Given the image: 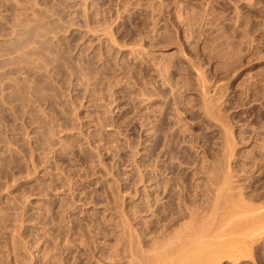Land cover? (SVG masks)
Instances as JSON below:
<instances>
[{
	"label": "rangeland",
	"instance_id": "1",
	"mask_svg": "<svg viewBox=\"0 0 264 264\" xmlns=\"http://www.w3.org/2000/svg\"><path fill=\"white\" fill-rule=\"evenodd\" d=\"M227 197L264 205V0H0V264H264Z\"/></svg>",
	"mask_w": 264,
	"mask_h": 264
},
{
	"label": "bare ground",
	"instance_id": "2",
	"mask_svg": "<svg viewBox=\"0 0 264 264\" xmlns=\"http://www.w3.org/2000/svg\"><path fill=\"white\" fill-rule=\"evenodd\" d=\"M228 133H229V132H228ZM228 133H227V134H228ZM231 137H232V136H231ZM228 140H229V138H228ZM233 142H234V141H233ZM227 145H228V144H227ZM228 146H229V145H228ZM233 146H234V145H233ZM227 148H228V147H227ZM171 152H172V151H171ZM229 155H230V154H229ZM228 158H229V157H228ZM226 170H227V169H226ZM230 170H231V169H230ZM164 171H165V170H164ZM228 172H229V171H228ZM229 173H230V172H229ZM229 173H228V174H229ZM236 175H237V174H236ZM230 177H231V176H230ZM225 179H226V177H225ZM227 179H228V177H227ZM228 180H229V179H228ZM224 181H226V180H224ZM224 181H223V183H225ZM226 182H227V181H226ZM222 185H224V186L226 187V186L229 185V184L226 183V185H225V184H222ZM217 186H218V185H217ZM224 186H223V188L221 187V188H222L221 191H223ZM162 187H163V186H162ZM229 187H230V186H229ZM226 189H227V188H225V191H226ZM228 190H229V188H228ZM166 191H167V190H166ZM173 191H174V190H173ZM221 191H220V192L218 191V193L220 194ZM171 192H172V191H171ZM174 192H175V191H174ZM223 192H224V191H223ZM164 193H165V192H164ZM218 193H217V194H218ZM225 193H226V192H225ZM174 194H175V193H174ZM174 194H173V196H175ZM215 194H216V193H215ZM217 194H216V197L218 196V198L220 199L221 196H220V195H217ZM223 195H224V194H223ZM231 195H232V194H231ZM219 196H220V197H219ZM226 196H227V195H226ZM233 196H234V195H233ZM165 197H166V196H165ZM234 197H235V196H234ZM173 199H174V198H173ZM227 199H229V198L227 197L226 199H224V200L222 199V200H223V202H226V203H228V204H229V203H231V204L234 203V206L232 205V207H230L231 204H230V206H229L228 204L224 203V205L226 204L224 207H227V208L232 209L234 214L232 213V211H230V209H229V210L227 209V211H230L231 214L228 213V212H226V211L224 212V211H223V210L225 209L224 207H223L224 209H220V210H222V211L224 212V214H225V213H228V214H230V216L228 215V219H227L228 221H227V220H224V221H226V223H225L223 220H222V221L220 220V219H224V217H223V213H221L222 216H221V218H220L219 220H220L222 223L224 222V224L219 223L218 225L221 224V226L223 227V226L226 224V226L229 227V228H228L229 230H227V234L230 235V232L232 233V231H230V230H233V229H231L230 227H232L234 224H236V223H234V222L237 221L239 218H241V216L238 217V218H235L237 215H235V211H234V210H236V211L238 210V211H237L238 214L240 213L239 210H240V211H241V210L243 211V209H241V208H242V207H241L242 205L240 206V209H239V208H236V206H237V205H240L239 203H240V202H243V201H241V199H240V200L238 199L237 201H235V199H234L233 201H235V202L232 203V201L229 202V200H230L231 198H230L229 200H227ZM232 199H233V198H232ZM232 199H231V200H232ZM217 201H218V199H217ZM217 201H214V204H213V208H214L213 211H214V214H215V219H214V221H216V218H218V217H217L218 214H220L217 210H218L219 208H222L220 205L223 206V203L221 202V199H220V204H219V202H217ZM227 201H228V202H227ZM238 201H240V202H238ZM215 202H216V204H215ZM236 202H237L238 204H235ZM194 203H195V202H194ZM221 203H222V204H221ZM243 203H244V202H243ZM227 205H228L229 207H228ZM235 205H236V206H235ZM196 206H197V205H196ZM243 206H244V205H243ZM249 206H250V204H249ZM233 207H235V209H233ZM237 207H239V206H237ZM245 207H246V205H245ZM245 207H244V208H245ZM247 207H248V206H247ZM253 207H254V206H253ZM255 208H256V207H255ZM255 208H254L255 211L252 210V208H251V210H252L253 212H257V214H256V213H253V212H251V211H249V210H250L249 208H248L249 210H247V211L244 210L245 212L243 211V214L245 215V213H247V212H248V214H251V213H252L251 216L249 215V216H250V219H251V218L253 219V218L256 217V215H257L256 218H258V221H259V220H260V217L258 216V214H259V215H262V212L264 213V210L261 212L262 208H264V205H262V206L259 207V208L257 207L258 209H261L260 211H258V210L256 211ZM225 210H226V209H225ZM195 211H196V210H195ZM242 211H241V212H242ZM216 212H218L217 215H216ZM237 212H236V213H237ZM249 212H251V213H249ZM258 212H259V213H258ZM260 213H261V214H260ZM221 214H220V215H221ZM243 214L241 213V215L243 216V218H241L242 221L239 219V220H238V223H239V221H240V224H241V223H244V225H247V224H245V223H247L245 220H248V219H249V218H248L249 216L246 215V216H247V217H246V216H244ZM254 214H255V216H252V215H254ZM212 215H213V214H212ZM231 215H232V216H231ZM233 215H234V216H233ZM195 216H196V215H195ZM238 216H239V215H238ZM213 217H214V216H213ZM229 217H230V218H229ZM232 217H233L234 219H233V221L230 220L231 222H233V224L230 222L231 225H232V226H231L228 222H229V219H231ZM244 217H245L246 219H245ZM261 217H263V218L260 220V223L263 224V223H264V214H263V216H261ZM193 218H194V217H193ZM211 218H212V217H211ZM225 218H227L226 214H225ZM252 219L250 220V222L248 221V222H249L248 225L252 224V222H253ZM209 220H210V219H209ZM219 220H217V222H218ZM243 220H244V222H243ZM256 220H257V219H256ZM254 221H255V220H254ZM193 222H194V221H193ZM197 222H198V221H197ZM208 222H210V221H208ZM184 223H185V222H184ZM213 223H214V222H213ZM213 223H212V224H213ZM256 223H257V222H254V225H253V224L251 225L252 228H253V230H252V228H251L250 226L247 225V228L250 227V229H249V228H248V229L246 228V230L244 231V227H243V230H241V228L239 227L240 230L237 231V232L239 233V235H238L237 233H235V232H234L233 234H231V235L236 234V237H238V238H236L235 236H233L235 239H237L235 242L240 241V243H241V241L244 242L245 240H247V239H248V240H249V239H252L253 237H254L255 240H257V238H256L257 236H256V235H259V234H260V236H261V233L264 232V231H263L264 229L262 230V228H263L264 226H262V225L260 226V225H259L260 228H256ZM204 224H205V223H204ZM212 224H211V226H212ZM215 224H216V223H214L213 225L215 226ZM227 224H229V225H227ZM258 224H259V222H258ZM209 225H210V223H209ZM216 225H217V224H216ZM244 225H242V226H244ZM263 225H264V224H263ZM192 226H194V225H192ZM211 226H210V229H211ZM226 226H224L223 228H225ZM236 226H238V225H236ZM242 226H241V227H242ZM253 226H254V227H253ZM188 227H189V226H188ZM257 227H258V225H257ZM193 228H194V227H193ZM213 228H214V231L210 232V234L208 233V232H209L208 230H205V231H204L203 229L200 230V228H196V229H199V230H197V231L194 232V233L191 232L190 234H188V236L186 235L185 240H189V241H191L190 244H191L192 242L195 244V245L191 244V246H194V247L198 246V247H197V248L191 247L190 244H188L189 242L186 243V242H187V241H186L185 244H186L187 246L189 245L190 247L187 248V251H184V250L182 249L184 252L181 250V248H183L182 246H183L184 243L181 244L182 246H181V245L179 246L180 248L178 247L179 250L176 249V248H174V249H172V250H171V249L166 250V249H168V248L164 247L163 244H165L166 241H165V239H163V240L161 241V242H162L161 244L163 245V247H162V249L158 250V251H159V252H158V253H159V256L164 257L165 261H166V258H170V259L173 260V259H174V258H173L174 256H175V259H176V256L178 257V253H181V254H179L180 258H181L182 256H184L183 258L186 259V256H187V258L190 257V259H191V257H193L192 259H194V257H197L196 259H198V257H200V259H202V258L204 257V254H205L206 252L204 251V252H205V253H204V252L202 251L204 247H203V248H202V247L200 248L199 245H200V244L202 245L203 243H206V244H207L208 241H210L209 237H211V238L214 237V239L212 240V241L214 242V240H215V235H217V234H219V233L222 235V237L224 236V235L222 234V232H224V231H222V230H225V229H222L221 227L219 228V226H218V228L212 226V229H213ZM226 228H227V227H226ZM232 228H236V227L233 226ZM237 228H238V227H237ZM237 228H236V230H238ZM258 229L261 230V231H259ZM186 230H187V229H186ZM192 230L195 231L194 229H192ZM192 230H191V231H192ZM180 231H181V230H180ZM218 231H219V232H218ZM228 231H230V232L228 233ZM234 231H235V229H234ZM258 231H259V232H258ZM181 232H182V231H181ZM187 232H190V231L187 230ZM213 232L215 233L214 235H213ZM225 232H226V231H225ZM225 232H224V233H225ZM243 232H244V233H243ZM257 232H258L259 234H256ZM178 233H179V235L181 234L180 232H178ZM185 233H186V231H185ZM216 233H217V234H216ZM176 235H177V234H176ZM225 235H226V234H225ZM228 235L225 237L227 241H228L229 238H230V237L227 238ZM231 235H230V236H231ZM240 235H241V236H240ZM177 236H178V235H177ZM177 236H176V237H177ZM181 236L183 237L184 235L181 234ZM219 236H220V235H219ZM219 236H217V239L215 240L216 242L218 241V242H217V245L215 246L216 242H214L215 244L213 245V246H215V248L217 247V249L212 250L213 253H212V256H210V257H212V258L215 257L216 259H217V256H219V253H222V252H223L224 254H226L224 251L226 250L225 248L227 247V245L225 244V243H227V242H224V241H225V238H223L224 240H223V239H220V240H219V238H218ZM262 236H263V234H262ZM178 237H180V236H178ZM178 237H177V238H178ZM220 237H221V236H220ZM183 238H184V237H183ZM183 238H179V239L182 240ZM187 238H189V239H187ZM207 238H208V241H207ZM231 238H232V237H231ZM234 238H233V240H232V242L234 243L233 246L235 245L237 248H236V247L233 248V246H232V249H231V248L228 249V250H231V252H232V250H235V251H236L237 249L239 250V244H240V243H239L238 245H236L237 243L234 242V240H235ZM168 239H169V238H168ZM242 239H243L244 241H243ZM173 240H174V239H173ZM248 240H247V243H245V244H247L248 246H250L251 243H248V242L251 241V240H249V241H248ZM255 240L252 239L253 243H255ZM261 240H262V239H261ZM175 241H176V240H175ZM252 241H251V242H252ZM257 241H258V240H257ZM232 242H231L230 244H232ZM245 242H246V241H245ZM169 243H170V241H169ZM175 243H176V242H175ZM209 243L213 244L211 241H210ZM218 243H219V245H218ZM228 243H229V241H228ZM167 244H168V243H167ZM211 244H210V245H211ZM230 244H229V246H230ZM241 244H242V243H241ZM249 244H250V245H249ZM256 244H257V243H256ZM170 245H171V244H170ZM186 245H184V247H187ZM242 245H243V244H242ZM242 245H240V246H242ZM253 245H254V244H253ZM165 246H167V245H165ZM204 246L206 247V245H204ZM207 246H208V245H207ZM243 246H245V245H243ZM251 246H252V245H251ZM167 247H168V246H167ZM209 247H210V246H209ZM211 247H212V245H211ZM165 248H166V249H165ZM189 248H190V249L193 248V250H192L193 252L189 251ZM199 248H200V249H199ZM228 248H229V247H228ZM245 248L248 249V250H247V251L244 250ZM210 249H211V248H209V251H208V250H206V251H208V253H209V252H210ZM219 249H220V250H219ZM249 249H250V247H249V248H248V247H243V248H242V250H244V251H243V254L246 253V252L248 253ZM251 249H252V248H251ZM176 250H177V251H176ZM180 250H181V251H180ZM204 250H205V248H204ZM223 250H224V251H223ZM228 250L226 251V252H227V255L230 253V252H228ZM240 250H241V247H240ZM188 251L191 252L190 255H189V252H188ZM235 251H233V252H235ZM182 252H183V253H182ZM185 252H186V253H185ZM187 252H188V255H186ZM236 252H237V251H236ZM240 252H241V251H240ZM250 252H251V251H250ZM176 253H177V255H176ZM216 253H217L218 255L213 256V254L215 255ZM223 253H222V255H223ZM231 254H233V253H231ZM206 255H209V254H206ZM210 255H211V254H210ZM238 255H239V254H238ZM250 255H251V253H250ZM159 256H158V258H159ZM188 256H189V257H188ZM201 256H202V257H201ZM229 256H230V255H229ZM246 256H247V255H246ZM208 257H209V256L206 257V261H207V258H208ZM220 257H221V256H220ZM220 257H219V258H220ZM237 257H239V256H237ZM242 257H243V256H242ZM212 258H211V259H212ZM222 258H224V256H222ZM233 258H234V257H233ZM159 259H160V258H159ZM190 259H189V261H187V262H190ZM196 259H195V261H197ZM162 260H163V259H162ZM176 260H177V259H176ZM176 260H173V261L176 262ZM180 260H181V259H180ZM182 260H184V259H182ZM202 260H203V259H202ZM208 260H209V259H208ZM238 260H239V259H238ZM158 261H159V260H158ZM169 261H170V260H169ZM198 261H199V262L196 263V264L203 263V261L200 262L201 260H199V259H198ZM209 261H210V260H209ZM215 261H216V260H215ZM215 261H214V262H215ZM217 261H218V259H217ZM167 262H168V261H167ZM167 262H166V264L171 263V262H169V263H167ZM180 262H183V261H180ZM180 262H179V264H182V263H180ZM185 262H186V261H185ZM187 262H186V263H187ZM212 262H213V260L211 261V263H212ZM141 263H142V261H141ZM152 263H153V262H152ZM152 263H151V264H152ZM164 263H165V262H164ZM172 263H173V262H172ZM172 263H171V264H172ZM183 263H184V262H183ZM192 263H193V262H192ZM194 263H195V262H194ZM194 263H193V264H194ZM204 263H205V262H204ZM209 263H210V262H209ZM211 263H210V264H211ZM216 263H217V262H216ZM143 264H144V263H143ZM145 264H146V263H145ZM154 264H155V263H154ZM175 264H178V262L175 263ZM205 264H206V263H205ZM207 264H208V263H207Z\"/></svg>",
	"mask_w": 264,
	"mask_h": 264
}]
</instances>
